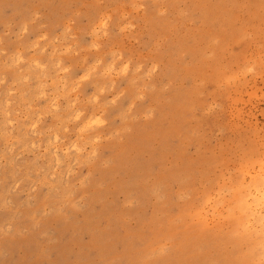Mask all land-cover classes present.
Segmentation results:
<instances>
[{
    "label": "rangeland",
    "instance_id": "374dc122",
    "mask_svg": "<svg viewBox=\"0 0 264 264\" xmlns=\"http://www.w3.org/2000/svg\"><path fill=\"white\" fill-rule=\"evenodd\" d=\"M69 45L77 54L60 57ZM0 49V64L22 51V68L63 59L72 81L101 62L76 94L79 122L49 117L36 148L12 167L0 160V197L21 213L16 233L0 235V264H259L264 0H0ZM95 116L106 123L78 132ZM9 176L22 189L83 184L86 207L41 219L47 189L27 208Z\"/></svg>",
    "mask_w": 264,
    "mask_h": 264
},
{
    "label": "clouds",
    "instance_id": "9594fccd",
    "mask_svg": "<svg viewBox=\"0 0 264 264\" xmlns=\"http://www.w3.org/2000/svg\"><path fill=\"white\" fill-rule=\"evenodd\" d=\"M28 28L25 24L21 28V34L27 33ZM46 37H40L45 39ZM33 49L39 47V42L32 45ZM97 48L98 45H93ZM41 53L45 49H40ZM4 54V50L0 49V55ZM77 54L73 51L72 46L69 45L58 55L60 57ZM28 63L27 58L22 51H16L8 56L4 64H0V143L4 145L0 148V160L7 159L9 167L13 166V162L18 153L30 151L38 145L31 137H38L41 135V126L43 122L49 118H57V116L64 112V120L68 123L79 122L84 116V111L78 108L79 96L76 95L80 86L90 80L97 74L100 61L90 65L81 76L75 81L69 79V74L72 70L71 65H65L63 59L57 58L54 64L50 65L42 62L39 58H33L31 64L27 68H22L21 65ZM115 68L114 63L104 69L100 75H110ZM128 66L124 65L120 69V73L127 72ZM252 71L251 68L248 69ZM8 72H14V78L8 79ZM100 93L103 94L104 88H101ZM99 97L93 96L91 102L95 103ZM116 97L113 98L112 103L116 102ZM106 122L100 117H90L80 128L78 132L81 134L96 127H101ZM67 131V127H64ZM60 140L58 132L52 133L50 144H55ZM99 138H95L98 142ZM71 149L76 153H82L84 148L79 147L73 143ZM67 149L65 153L67 154ZM90 155L95 157L97 153L93 150ZM61 161L56 159V164L59 166ZM57 169H53V175ZM73 173H69V176ZM3 179V178H0ZM12 182L9 188L12 192H20L24 196L22 205L31 208L42 189H47L46 203L40 207L39 214L41 219H47L54 216H64L70 218L72 212L82 211L86 204L82 198L81 190L83 184L73 185L68 179L66 183L57 185L54 181L44 183L42 179H35L27 188H21V181L19 179L9 176ZM47 179V178H44ZM0 211L9 212L11 216L9 222L0 224V235H13L16 233L15 221L21 214L19 206L16 204L11 196L0 197ZM163 251V249H161ZM259 256V264H264V239H261L254 249Z\"/></svg>",
    "mask_w": 264,
    "mask_h": 264
}]
</instances>
